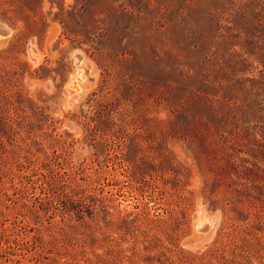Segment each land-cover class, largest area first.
Here are the masks:
<instances>
[{
  "label": "rangeland",
  "instance_id": "obj_1",
  "mask_svg": "<svg viewBox=\"0 0 264 264\" xmlns=\"http://www.w3.org/2000/svg\"><path fill=\"white\" fill-rule=\"evenodd\" d=\"M0 24V264H264V0Z\"/></svg>",
  "mask_w": 264,
  "mask_h": 264
},
{
  "label": "trees",
  "instance_id": "obj_2",
  "mask_svg": "<svg viewBox=\"0 0 264 264\" xmlns=\"http://www.w3.org/2000/svg\"><path fill=\"white\" fill-rule=\"evenodd\" d=\"M124 257L129 261L130 264H132L134 262L137 263L136 262V257H135L134 254L133 255H125ZM143 258L148 260L150 257H143Z\"/></svg>",
  "mask_w": 264,
  "mask_h": 264
},
{
  "label": "bare ground",
  "instance_id": "obj_3",
  "mask_svg": "<svg viewBox=\"0 0 264 264\" xmlns=\"http://www.w3.org/2000/svg\"><path fill=\"white\" fill-rule=\"evenodd\" d=\"M4 33H8V30L5 29V27L2 24H0V34L2 36H5V35H3ZM200 225H202V224H200Z\"/></svg>",
  "mask_w": 264,
  "mask_h": 264
}]
</instances>
